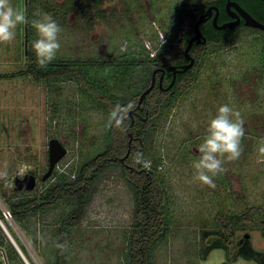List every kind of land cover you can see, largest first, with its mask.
I'll list each match as a JSON object with an SVG mask.
<instances>
[{"label":"rangeland","instance_id":"rangeland-1","mask_svg":"<svg viewBox=\"0 0 264 264\" xmlns=\"http://www.w3.org/2000/svg\"><path fill=\"white\" fill-rule=\"evenodd\" d=\"M41 1L43 3L38 2L33 18H37L34 16L37 12L48 14L62 28L61 49L56 58L102 61L119 57L128 50L137 51L142 46L152 51L166 35L172 34L178 8L189 0H106L101 6L106 12L105 19H96L92 26L87 17L76 10L66 14L67 21H63L60 13L65 12L62 10L65 7L61 5L67 0ZM10 3L23 13L22 0H10ZM24 34V24H20L13 41L0 43V173H7L6 176L0 175V182H8L13 187L15 176L33 173L36 186L23 193L33 195L52 181L53 175L41 180L48 167V140L56 137L67 148L54 171L74 168L102 149L107 116L101 109L89 108L90 101L84 100L74 82L49 84L35 81L30 76L3 77L27 66ZM237 36L240 42L232 48H240L244 59L257 52L254 46L257 35L244 31ZM244 95L252 97L253 104L237 101L242 103L239 112L242 113L246 135L242 140V154L232 164L236 187L231 189V196L222 193L216 204L211 202L214 200L213 187L194 180L193 169L172 162L171 155L174 156L177 150L181 154L183 147L176 142L169 144L181 137L183 130L178 122L184 117L182 108L177 107L172 117L155 124L161 128L152 133L147 148L149 153H156V158L161 156L164 160L166 172L161 176L167 186L171 226L166 239L154 249L152 264H257L253 260L233 259L234 249L230 253L232 259L221 248L211 250L204 258L199 250L203 229H216L213 215L219 206L221 212L236 213L264 204V162H260L257 153L258 141L264 137V124L260 119L264 117V90L260 89L251 96ZM173 119L177 121L173 123ZM146 158L153 163L149 155ZM0 208L4 209L1 201ZM133 208L134 193L117 171L101 175L91 190L85 214L69 228L66 264H123ZM68 209L69 206L62 203L30 218L29 230L37 239L35 244L29 230L25 231L28 243L11 218L5 217V220L25 243L36 264H44L53 257L58 245L56 227L59 217ZM254 214L258 215V212ZM258 216L253 218L257 220ZM253 222L239 223L234 239L249 233L252 246L264 251V239ZM30 244H34L36 251ZM34 251L41 259H37Z\"/></svg>","mask_w":264,"mask_h":264},{"label":"trees","instance_id":"trees-1","mask_svg":"<svg viewBox=\"0 0 264 264\" xmlns=\"http://www.w3.org/2000/svg\"><path fill=\"white\" fill-rule=\"evenodd\" d=\"M22 1L24 5L23 14L30 21L33 19L34 10L40 4L38 2L43 3V1L26 0V5L24 0ZM105 1L67 0L66 3L61 5V7H65V9H62L65 12L60 13V16L63 21H67L66 14L76 10L83 17H87V22L92 26L96 19H105L106 12L101 9ZM48 8L51 7L48 6ZM202 10L203 8L196 0L183 2L178 8L176 16V22L178 21L179 24L175 25L176 29L173 28V35L170 33L171 35H166L165 39H168L169 42L176 41V38L181 36L183 40L185 33L181 27L186 22V24L192 26L197 14ZM52 13L53 15L58 14L56 12ZM26 25L28 49H26L25 54H27V66L15 73L3 75V77L30 76L35 81L48 82L49 84L62 81L74 82L80 94L84 96V100L90 101V103L88 102L89 108L101 109L105 115L111 113L117 105L124 106L122 100L124 97H136L147 86L152 69L162 64L168 54H177V49L174 46L169 48L170 44L168 48L165 46L159 48L160 50L157 49L154 53L157 57L152 58L150 56L151 51L142 46L137 51L128 50L119 57L110 60L93 61L56 58L52 63L41 68L38 66L35 53L31 49V42L35 39L36 33L30 23ZM177 27L179 30H177ZM160 55H163V58ZM152 62L157 64L152 65ZM157 112L159 114L161 110L159 109ZM155 126V124L138 123L129 130L130 133L128 134L125 124L113 122L109 125L106 120V135L112 136L111 143L106 146L104 142L101 150L85 161L80 162L74 168L61 172L55 170L52 173L53 176L51 175L52 181L45 185L38 194L24 195L23 193L26 191H15L13 187L8 185V182H0V201L4 208L9 211L12 221L21 229L28 243V234L33 239L34 244L37 240L29 230V222L32 216L52 210L62 203L69 206V209L59 217V224L56 227L58 245L53 257L44 264H66L69 250V228L85 214L95 182L110 165L107 156L124 155L129 149L127 141L131 134L139 135L144 141L149 135V130L153 131ZM135 150L130 149V156L135 154ZM145 161H147V158ZM132 165L134 167L131 169L122 168V175L134 193L132 227L127 233V244L123 251V264H152L154 249L169 234L171 226L169 201L162 183L157 178H150L144 171H140V164ZM221 184L220 194L225 193L226 196H230L228 186L223 182ZM8 190H10L9 195L7 194ZM255 212H258L259 216L254 214ZM253 216H258L257 220ZM0 220L4 222L6 230L14 241L13 243L10 240L0 225V264H36L25 243L19 239L14 229L6 223L2 208H0ZM247 221H254L253 223H255L264 239V204L236 213L221 212L219 206L213 215V225L216 229L210 231L203 229L202 231L204 236L199 249L202 252L200 253L202 258L207 256L211 250L221 248L227 253L226 256L232 259L230 253L234 249L233 259L243 258L253 260L257 264H264V251L252 246L249 233H244L234 239V232L238 224ZM246 234L248 237H246ZM34 244H30V246L36 251ZM36 257L41 259L37 253Z\"/></svg>","mask_w":264,"mask_h":264},{"label":"flooded vegetation","instance_id":"flooded-vegetation-1","mask_svg":"<svg viewBox=\"0 0 264 264\" xmlns=\"http://www.w3.org/2000/svg\"><path fill=\"white\" fill-rule=\"evenodd\" d=\"M196 2L200 3L203 10L197 14L195 21L207 7H212V12L206 20L199 24L200 42L198 40L192 42L188 51L189 58L185 56L184 49L187 40L195 34V21L192 26L186 24V22L181 27L185 33L183 40L181 36H178L176 41L169 42L168 39H164L163 42L154 47L150 53L152 58L157 57L154 54L157 49L160 50L165 46L168 48L170 44L169 48L174 46L177 49V54H168L162 64L152 69L147 86L136 97L126 96L122 99L124 106L129 103L134 105L127 112L122 122V124H125L126 131L127 127L130 130L138 123L149 125L157 124L162 119L166 121L169 116H173L172 112L177 107L182 108L184 117L179 119L178 122L183 130L181 137L180 139H174L175 141L172 140V143L169 144L173 145L176 142L183 145L181 154L179 153L180 150H177L175 155H171V157L174 164L181 163V166L187 169H192L191 163L197 155L195 149L202 142L207 122L215 116L218 107L223 104H230L235 111L239 112L242 109V103L239 104L237 101H247L246 104H253L252 97L247 98L244 93L251 96L260 89L264 90V0H196ZM245 12L258 21L261 26L247 25ZM214 18L218 26L231 24L233 27L217 28L213 24ZM177 22L176 16H174L173 24L177 26L179 24ZM177 30H179L178 27ZM244 31L257 35L254 44L257 47V52L249 54L246 59L243 58L244 54L241 53L240 48L235 50L232 48L240 42L237 35ZM162 56L160 55L161 58H163ZM227 57H230V60ZM156 64L152 62V65ZM188 64L187 69L179 72L183 66ZM153 75L154 84L152 89L139 102L140 94L151 84ZM241 95L245 97L242 98ZM258 104H261L260 101ZM159 109L161 112L158 114L157 110ZM240 114L242 115V113ZM109 115L110 113L106 115L107 121H109ZM260 119L261 124H264L262 123L264 117ZM172 121L174 123L177 120L173 119ZM158 128L157 125L153 131L149 130V135L144 141L139 135L131 134L127 141L129 149L124 155L107 156L110 165L103 174L115 170L121 179L128 184L122 175V168H133L132 164H136L137 153H142L145 160V156L148 154L154 161L150 163L149 168H144L141 165L140 171H144L150 178H157L167 193L164 177L161 176V173L166 172V169L163 168L165 166L164 160L161 159V156L156 158V153H149L147 148L152 133L159 131L161 127ZM111 141L112 136L106 135L105 145H109ZM131 148L136 149L135 154L132 156H130ZM166 149L169 148L166 147ZM232 164L233 161L225 162L224 168L226 170L214 177L215 187H213L214 191L212 192L214 200L211 201L214 204H216V200L220 201L221 199V182L228 186L230 196L232 195L231 189L236 187L234 184L236 173L232 169Z\"/></svg>","mask_w":264,"mask_h":264},{"label":"clouds","instance_id":"clouds-1","mask_svg":"<svg viewBox=\"0 0 264 264\" xmlns=\"http://www.w3.org/2000/svg\"><path fill=\"white\" fill-rule=\"evenodd\" d=\"M34 16L37 18L29 21L21 11L11 5L10 0H0V43L13 41L17 27L30 23L37 35V39L31 42V49L35 53L38 66L44 68L56 59L61 49L62 28L48 14L37 12ZM133 107L131 103L127 106H115L109 115V125L113 122L122 123L127 112ZM245 135L241 114L230 104L219 106L215 116L207 122L202 142L195 149L197 155L191 163L193 179L209 187H215L214 177L226 170L225 162L240 158ZM257 153L260 162H264V137L258 141ZM135 163L144 168L150 167V161H145L142 153L136 154ZM0 175L6 176L7 173Z\"/></svg>","mask_w":264,"mask_h":264},{"label":"water","instance_id":"water-1","mask_svg":"<svg viewBox=\"0 0 264 264\" xmlns=\"http://www.w3.org/2000/svg\"><path fill=\"white\" fill-rule=\"evenodd\" d=\"M25 5H26V0H25ZM211 12H212V7L209 6V7H207V9L203 13H201L198 16L197 20L195 21V23H194V32H195V34L193 36H191L187 40V45H186V47L184 49V54H185V56L187 58H189L188 51H189V48H190L192 42L194 40H198L200 42L199 38H200L201 35H200L199 24L202 21L206 20L207 17L211 15ZM244 16H245V22H246L247 25H250V26H253V27L261 26L259 24V22L256 21L249 14L246 13ZM213 24L217 28H222V27H226V26L233 27V25H231V24H222V25L218 26V25H216L217 23H216L215 18H214ZM26 28H27V25L24 24V29H25V38H24L25 53H26V49H27ZM188 66H189V64L186 65V66H183L179 70V72H183L185 69L188 68ZM174 76H175V73H174ZM173 81H174V78H173ZM153 84H154V75H153L151 84L140 94L139 102H141L142 99L146 96V94L149 93V91L153 87ZM127 131H128V133H130L129 132V127H127ZM66 152H67V148L65 147V145L58 138L52 137V138H50L48 140V167H47L46 171L41 176V180L42 181L47 180L52 175L57 163L65 156ZM35 186H36V176L33 173L27 172V173L23 174L22 177H19V176H15L14 177L13 189L15 191H30L33 188H35ZM0 225L3 228V230L5 231V233L9 236L10 240L14 243L13 239L11 238L10 234L6 230L4 224L1 223V221H0ZM246 237H248L247 234H246ZM24 260H25V258H24Z\"/></svg>","mask_w":264,"mask_h":264},{"label":"built area","instance_id":"built-area-1","mask_svg":"<svg viewBox=\"0 0 264 264\" xmlns=\"http://www.w3.org/2000/svg\"><path fill=\"white\" fill-rule=\"evenodd\" d=\"M3 210V214H4V216L6 217V219L9 217V218H11V215H10V213H9V211H7L5 208L4 209H2ZM12 220V219H11ZM15 224V223H14ZM16 225V224H15ZM17 226V225H16ZM18 227V226H17ZM19 228V227H18Z\"/></svg>","mask_w":264,"mask_h":264}]
</instances>
